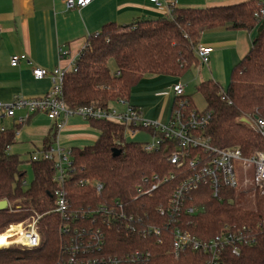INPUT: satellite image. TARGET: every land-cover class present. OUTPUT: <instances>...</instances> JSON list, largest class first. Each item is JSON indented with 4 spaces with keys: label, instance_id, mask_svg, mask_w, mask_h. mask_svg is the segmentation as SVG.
<instances>
[{
    "label": "trees",
    "instance_id": "obj_1",
    "mask_svg": "<svg viewBox=\"0 0 264 264\" xmlns=\"http://www.w3.org/2000/svg\"><path fill=\"white\" fill-rule=\"evenodd\" d=\"M261 7L264 4L255 2L196 8L175 6L169 17L161 19L124 26L106 23L98 33L88 36L75 60V68L65 75L64 101L72 109L89 104L108 107L118 98L129 99L132 87L145 74L181 77L193 65H198L200 58L195 47L204 33L223 29L255 30L252 46L233 67L226 88L212 79L202 81L198 92L203 95L206 108L198 110L194 100L184 94L175 97L171 117L179 111L188 121L196 112L204 121L202 128L194 130L209 138L212 145L240 146L245 155L264 151V136L244 120L264 108V17H255ZM90 122L100 131L99 138L93 145L72 148L71 171L64 189L71 212L106 203L116 213L117 218L106 229L101 225L105 235L98 253L122 255L140 249L151 253L150 261L145 264H204L207 254L203 251L187 250L180 258L174 257L172 231L176 226L189 230L199 239H209L220 233L226 223L255 228L264 220V195L259 190L255 192V207L249 209L230 201L235 196L234 188H224L220 198L214 196L208 184L202 183L186 195L180 219L169 223L166 216L160 215L158 207L168 206L187 175L185 169L176 168L169 161L176 141L165 139L155 127L142 128L163 139L158 150H147V141L129 140L122 124L106 119H90ZM16 131V128L0 131V200L9 202L7 208L0 210V235L9 227L39 215L41 243L34 248L16 244L1 247L0 264H58L68 258L76 245L88 247L92 252L95 248L88 236L93 224L88 220L84 221L85 226L67 222L53 211L57 188L53 161L29 159L33 179L27 180V170L22 166L26 161L10 152V147L17 142ZM114 148L121 149V153L114 155ZM82 179L101 181L104 188L99 193L82 184ZM155 184V189L145 192ZM193 205L199 210L191 214L188 208ZM100 220L99 225L104 223ZM65 223L69 224L68 232L60 230ZM82 228L86 230L83 232ZM154 228L161 230L160 237ZM80 233L85 238L82 244H79ZM258 235L255 244L241 247L240 255L228 252V262L264 264V238L260 232Z\"/></svg>",
    "mask_w": 264,
    "mask_h": 264
},
{
    "label": "built area",
    "instance_id": "obj_2",
    "mask_svg": "<svg viewBox=\"0 0 264 264\" xmlns=\"http://www.w3.org/2000/svg\"><path fill=\"white\" fill-rule=\"evenodd\" d=\"M68 8H83L90 4L93 0H65ZM151 3L161 6L164 0H149ZM171 8L170 12L172 11ZM255 17L260 19L264 17V7L255 12ZM1 30V24H0ZM196 53L202 64H208L210 61L213 48L198 43L195 47ZM67 51L61 50L60 57L63 58ZM27 55H13L10 58L12 66H17L20 60H26ZM75 68V61L72 63V69ZM71 70V69H70ZM69 70L61 66H57L53 70L43 67H37L33 70V76L36 79L49 77L52 86L45 94L26 98L15 96L12 102L4 103L0 101V110H6L7 115L13 116L15 109L27 108L28 114L43 113L55 126L54 141L56 144H50L47 147L35 151L30 155V160L53 161L56 170L55 181L57 188L54 192L56 197L55 209L53 210L67 222L80 223L85 226L90 221L94 228L90 230L92 233L88 236V241L95 248L90 252L88 247L76 245L69 252L66 260L62 259L58 264H145L150 261L151 253L140 249L128 251L122 255H107L98 253L102 250L105 232L101 225H109L112 219L116 217L114 210H110L106 203H100V206L94 209L79 210V212L70 211V202L64 189L68 172L71 171L72 164V148H66L58 143L60 131L65 127L69 117L80 115L90 119H106L115 123L124 125L126 136H134L142 131V128L155 127L164 134V138L176 141V149L169 155V161L176 167L185 169L187 175H184L183 182L176 189L168 206L160 205L158 211L161 216H166L169 223H176L180 219L182 208L190 191L195 190L200 184L205 183L210 186L214 196L220 197L223 189L238 187L237 167L243 170L244 183L253 184L261 195H264V151L255 150L250 155H245L240 146L216 147L211 144L209 138L197 134L202 128L204 117L199 116L196 112L190 115L189 120L183 119V114L176 111L171 117L169 123L160 124L156 121L148 120L141 115L140 109L132 104L127 98H118L116 103L124 106V110L118 109L116 106L108 107L97 104H89L80 106L76 109L70 108L63 98V84L65 75ZM120 74V71H117ZM175 97L185 94V86L179 82L173 86ZM183 102L178 104L181 107ZM257 116V117H255ZM247 123L252 125L257 132L264 136V108L257 111L256 115L245 117ZM244 119V120H245ZM27 117L19 118V124L25 123ZM6 130L0 126V131ZM18 136L19 132L16 131ZM163 139L153 136V139L147 141L145 149L158 150L162 145ZM196 152L193 157L191 153ZM253 170V175L248 174V170ZM174 177V175H172ZM157 178V175L154 177ZM80 182L97 192H101L104 184L98 180L82 179ZM157 184L153 185L146 193L155 189ZM198 207L191 206L188 212L193 214L198 211ZM121 216L118 214V217ZM98 218H101L100 223ZM117 218V217H116ZM40 216H33L27 220L17 223L9 227L4 233H8L12 242L8 245H20L23 248H34L40 245L41 235L38 230V220ZM178 224V223H177ZM63 232L69 231V224L65 223L60 228ZM78 230V229H76ZM83 232L86 230L82 228ZM151 232V231H150ZM155 234L160 237L162 232L160 229L154 228ZM264 238V220L260 221L255 228L246 225L237 226L236 224L226 223L220 233L209 239H199L195 237L189 230L176 226L172 231V252L175 258L180 256L187 250L203 251L207 254L204 264H230L227 260V253L230 255H240L241 247L253 245L257 242L258 233ZM11 235V236H10ZM84 237L80 233V243L84 241ZM162 239H159L161 241ZM73 246V243H72ZM7 247V246H4Z\"/></svg>",
    "mask_w": 264,
    "mask_h": 264
},
{
    "label": "crops",
    "instance_id": "obj_3",
    "mask_svg": "<svg viewBox=\"0 0 264 264\" xmlns=\"http://www.w3.org/2000/svg\"><path fill=\"white\" fill-rule=\"evenodd\" d=\"M249 2L264 4V0H164L161 6H157L149 0H93L83 8H68L65 0H0V101L9 103L15 96L33 98L48 92L51 79H36L33 70L37 67L53 70L57 66L72 69V63L83 50L88 36L98 33L106 23L116 22L124 26L161 19L169 17L175 6L196 8ZM254 34L255 30L233 29L204 33L199 43L212 47L213 52L208 64L198 63L199 66H208L210 72V75L203 73L202 81L210 77L226 88L233 67L250 50ZM61 50L67 51L63 58L60 57ZM21 54H26L27 59L12 66L11 56ZM179 82L184 84L188 95L187 82L182 77L145 74L139 81L141 86L132 91L129 100L140 109L144 118L167 124L175 101L174 98L171 103L175 95L173 86ZM110 105L124 110V106L115 101ZM25 117L26 122L19 124L18 119ZM0 126L18 130L17 142L10 147V152L18 154L26 164H29L27 161L33 152L57 143L53 122L43 113L28 114L27 108L15 109L13 116L7 115L5 109L0 110ZM97 132L100 135L90 120L74 115L60 131L58 143L64 137L60 143L63 147L88 146V141L95 143L98 139ZM142 132L153 139L150 132Z\"/></svg>",
    "mask_w": 264,
    "mask_h": 264
},
{
    "label": "rangeland",
    "instance_id": "obj_4",
    "mask_svg": "<svg viewBox=\"0 0 264 264\" xmlns=\"http://www.w3.org/2000/svg\"><path fill=\"white\" fill-rule=\"evenodd\" d=\"M203 73H208L210 75V72L208 70V66H202V65H193L185 75L181 76L182 79H184L185 82H187V93L188 95L194 100L195 107L202 111L203 109L206 108V101L203 97V95L198 92V85L200 82L204 79L202 78ZM207 79V78H206ZM210 79V77H208ZM141 85L137 83L135 86L132 87L130 96L133 95V90L135 91L137 88H139ZM171 98V97H170ZM175 98V95L171 98V103H173ZM117 104V103H116ZM147 112L149 110H146ZM150 120V118L148 119ZM153 121V119H151ZM62 136V135H61ZM96 137L99 138V133H96ZM96 138V139H97ZM129 140L133 141H145V140H152V138L145 132L138 133L137 135L134 136H127ZM95 139V140H96ZM64 141V137H61V142ZM60 142V143H61ZM90 141L87 142V145H93L94 141H92L90 144ZM62 144V143H61ZM73 144L77 145L75 142ZM81 145V144H80ZM22 166L24 169L27 170V180L32 181L33 179V170L30 164H26V162H23ZM237 173H238V187L235 189V196L234 199H231L230 201L237 204L238 206L244 207V208H254L256 205L255 201V192L256 188L253 184H247L244 183L243 180V170L241 167H237ZM248 174L251 176L253 175V170L249 169ZM17 246V245H16ZM20 246V245H19ZM21 247V246H20Z\"/></svg>",
    "mask_w": 264,
    "mask_h": 264
},
{
    "label": "water",
    "instance_id": "obj_5",
    "mask_svg": "<svg viewBox=\"0 0 264 264\" xmlns=\"http://www.w3.org/2000/svg\"><path fill=\"white\" fill-rule=\"evenodd\" d=\"M255 117H257V116H255ZM244 119H245V118H244ZM245 121L247 122L246 119H245ZM120 153H121V149L114 148V150H113V154H114V155H119ZM8 205H9L8 200H6V199L0 200V210H3V209H5V208H7Z\"/></svg>",
    "mask_w": 264,
    "mask_h": 264
},
{
    "label": "bare ground",
    "instance_id": "obj_6",
    "mask_svg": "<svg viewBox=\"0 0 264 264\" xmlns=\"http://www.w3.org/2000/svg\"><path fill=\"white\" fill-rule=\"evenodd\" d=\"M11 242H12V239L9 238V235L7 232L0 235V248L4 246H8Z\"/></svg>",
    "mask_w": 264,
    "mask_h": 264
}]
</instances>
